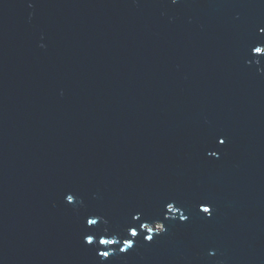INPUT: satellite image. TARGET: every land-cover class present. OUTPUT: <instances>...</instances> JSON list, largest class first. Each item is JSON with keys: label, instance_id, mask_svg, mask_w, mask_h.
I'll return each instance as SVG.
<instances>
[{"label": "water", "instance_id": "water-1", "mask_svg": "<svg viewBox=\"0 0 264 264\" xmlns=\"http://www.w3.org/2000/svg\"><path fill=\"white\" fill-rule=\"evenodd\" d=\"M261 27L264 0H0V264H264ZM166 202L189 220L127 235Z\"/></svg>", "mask_w": 264, "mask_h": 264}, {"label": "snow or ice", "instance_id": "snow-or-ice-1", "mask_svg": "<svg viewBox=\"0 0 264 264\" xmlns=\"http://www.w3.org/2000/svg\"><path fill=\"white\" fill-rule=\"evenodd\" d=\"M260 32L264 33V27L260 28ZM252 51L254 53L257 54H264V46H256L252 49ZM226 143L225 139H220L219 140V144L220 145H224ZM213 155H216V153H213ZM66 200L69 204L74 203L75 199H74V195L69 194L66 196ZM206 203V202H202L198 205V211L200 213H213V210L210 208H202V205ZM169 213H180L179 216H175V215H169ZM160 217H163V219H161ZM189 216L185 215L184 212L181 211V209L179 207L176 206V202H166L163 206H162V211L160 212L159 216L155 217V218H150L151 219V223L147 222L146 218L142 221V214L141 213H133L132 214V221L136 222L134 225L130 224L127 228V235L131 238H136L140 235H142V233H145L144 231H138V228L140 227H144L147 229V232H152L153 229L152 228H148L147 225L148 224H155L157 221H162V224H160L159 226V230L156 232V234H163L167 231L166 225L163 222L164 220H176L179 219L180 222H187L189 220ZM208 218H211V215L208 216ZM98 219H100L99 217L96 218H88L86 220V223L88 225H93L95 226L97 224ZM103 237V236H102ZM99 239V244L101 245H113V244H119L120 241L119 240H115V239H103V238ZM123 239V244L124 246L121 247L119 249L120 252H126L129 249H131L134 245V240L133 239ZM154 238V236L151 235H144L143 239L147 240V241H152ZM85 242L88 245H92L94 240H93V236L92 235H87L85 237ZM99 255L101 257L104 258H108L110 256V252L109 251H103L100 252Z\"/></svg>", "mask_w": 264, "mask_h": 264}]
</instances>
